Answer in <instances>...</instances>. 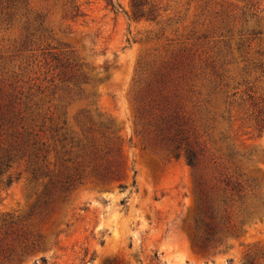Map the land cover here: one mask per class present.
Instances as JSON below:
<instances>
[{
  "label": "rangeland",
  "instance_id": "374dc122",
  "mask_svg": "<svg viewBox=\"0 0 264 264\" xmlns=\"http://www.w3.org/2000/svg\"><path fill=\"white\" fill-rule=\"evenodd\" d=\"M112 1L0 0V264H264V0Z\"/></svg>",
  "mask_w": 264,
  "mask_h": 264
},
{
  "label": "trees",
  "instance_id": "16d2710c",
  "mask_svg": "<svg viewBox=\"0 0 264 264\" xmlns=\"http://www.w3.org/2000/svg\"><path fill=\"white\" fill-rule=\"evenodd\" d=\"M9 1L13 3L16 0ZM107 1L109 4L113 5L112 0ZM133 6L134 15L136 17H143L144 13L141 12L137 0H134ZM161 92V87L157 90H152V94H154L155 97H151L147 103H144L146 105L145 107H147V112L151 113L155 105H160L161 102L158 98ZM143 100L144 99L141 98V101ZM166 108L169 109V107ZM186 124L184 117L177 110H172L170 114L164 116L161 115L160 119H156L154 123L156 139L166 147L170 154L176 158L183 156L187 164H189L195 172H200L205 165L204 156L202 150L196 149L191 143L190 136L188 135L190 130L186 127ZM222 182H225L226 187L231 186V180L228 177L223 179ZM199 183L201 185V182ZM200 193H203V190H200ZM207 206L206 209H200L194 225L195 237L199 247L202 249L220 246L229 235L234 234L233 229L226 225L225 222H219L217 220L218 216L212 204Z\"/></svg>",
  "mask_w": 264,
  "mask_h": 264
}]
</instances>
